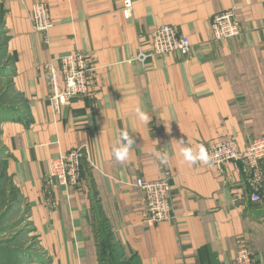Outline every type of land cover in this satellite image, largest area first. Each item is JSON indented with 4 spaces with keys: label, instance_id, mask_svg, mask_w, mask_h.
<instances>
[{
    "label": "crops",
    "instance_id": "1",
    "mask_svg": "<svg viewBox=\"0 0 264 264\" xmlns=\"http://www.w3.org/2000/svg\"><path fill=\"white\" fill-rule=\"evenodd\" d=\"M131 1L126 18L124 0H0V79L10 87L0 98V189L13 199L0 219L25 212L35 243L15 264H102L100 218L128 264H227L241 245L264 264V187L254 198L242 163L189 164L176 143L197 152L228 137L242 148L264 135V0ZM36 2L49 8L47 43L32 26ZM226 9L240 33L215 41L211 18ZM166 23L188 37L190 53L128 61ZM73 51L95 73L88 93L55 113L46 67ZM121 129L133 140L123 162L112 154ZM78 146L80 184L61 186L47 160ZM165 170L171 217L150 223L135 179Z\"/></svg>",
    "mask_w": 264,
    "mask_h": 264
},
{
    "label": "built area",
    "instance_id": "2",
    "mask_svg": "<svg viewBox=\"0 0 264 264\" xmlns=\"http://www.w3.org/2000/svg\"><path fill=\"white\" fill-rule=\"evenodd\" d=\"M124 17L131 15L132 1L124 0L122 6ZM33 29L40 33L45 43L52 27L49 8L44 2H36L31 9ZM210 31L215 41L233 39L240 33L234 10L226 9L213 15ZM187 55L191 51V42L186 35L180 34L174 25L161 24L154 27L151 38L145 45H138L136 52L128 61L144 65L148 59L167 55L172 52ZM58 65L48 64L47 87L48 101L52 110L57 113L61 106L74 98L88 93V86L95 66L87 59L86 54L73 51L58 59ZM206 152L211 165H222L227 161L242 163L246 183L252 189V197L259 196L264 187V135L253 139L246 146L239 148L232 138H222L208 144ZM86 161V148L78 146L47 160V176L61 186H77L81 181L83 162ZM172 173L165 170L160 178L146 180L135 179V185L141 193V201L147 214L145 221L157 223L171 217ZM249 247L241 245L234 257L227 264H254Z\"/></svg>",
    "mask_w": 264,
    "mask_h": 264
},
{
    "label": "rangeland",
    "instance_id": "3",
    "mask_svg": "<svg viewBox=\"0 0 264 264\" xmlns=\"http://www.w3.org/2000/svg\"><path fill=\"white\" fill-rule=\"evenodd\" d=\"M2 40L0 39V42ZM0 59V68L3 64H1ZM0 91L2 90L1 97L7 98V92L9 87L8 80H5V78L0 79ZM16 100V97H13V95H10V100ZM9 100V99H8ZM1 101V100H0ZM1 187L0 189V214L1 210L5 207V213L9 210H11L12 205H10V199H12L11 193H8L9 187ZM8 195V196H7ZM16 204H19V201L15 199ZM23 211L22 207H20ZM7 215V214H6ZM17 216L14 217V215L9 214L6 218L0 219V264H15V259H17V256L19 254H22L24 250H27L28 247L32 248L34 246V242L32 239V236L29 234V225L26 221L25 212L20 211L19 220L16 219ZM97 231H98V241H99V250H100V256L102 260V264H128V262L120 256L119 250L117 246L112 241L110 234L107 230V227L105 223L100 218L97 221ZM15 260V261H14Z\"/></svg>",
    "mask_w": 264,
    "mask_h": 264
},
{
    "label": "clouds",
    "instance_id": "4",
    "mask_svg": "<svg viewBox=\"0 0 264 264\" xmlns=\"http://www.w3.org/2000/svg\"><path fill=\"white\" fill-rule=\"evenodd\" d=\"M136 114L141 122L148 123L150 117L146 113L137 108ZM118 136L119 139L117 140L116 146L112 149V154L117 161L123 162L129 156L133 140L130 138L127 129L118 130ZM176 143L179 145L181 149L180 155L186 163L195 164L197 162H202L207 164L209 162V156L203 146H200L199 150L194 152L192 148L185 147L184 140H176ZM162 159H166V157H162Z\"/></svg>",
    "mask_w": 264,
    "mask_h": 264
}]
</instances>
